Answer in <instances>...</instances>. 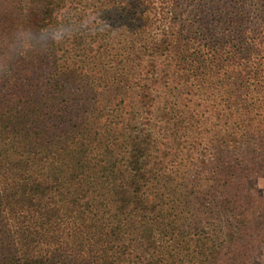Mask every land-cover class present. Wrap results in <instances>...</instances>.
<instances>
[{"label":"trees","instance_id":"obj_1","mask_svg":"<svg viewBox=\"0 0 264 264\" xmlns=\"http://www.w3.org/2000/svg\"><path fill=\"white\" fill-rule=\"evenodd\" d=\"M263 177L264 0H0V264H251Z\"/></svg>","mask_w":264,"mask_h":264},{"label":"rangeland","instance_id":"obj_2","mask_svg":"<svg viewBox=\"0 0 264 264\" xmlns=\"http://www.w3.org/2000/svg\"><path fill=\"white\" fill-rule=\"evenodd\" d=\"M259 183L260 184L258 185V190L260 192L263 203H262V208L260 209L261 215L258 221L264 227V177L260 179ZM255 257L256 259L251 264H264V244L262 245L260 251L258 250L255 252Z\"/></svg>","mask_w":264,"mask_h":264},{"label":"clouds","instance_id":"obj_3","mask_svg":"<svg viewBox=\"0 0 264 264\" xmlns=\"http://www.w3.org/2000/svg\"><path fill=\"white\" fill-rule=\"evenodd\" d=\"M67 32H68V29H64V28H61V29H59V30H55L54 31V35L56 36V37H59V36H61V35H65V34H67ZM42 35V34H41ZM23 39H25L24 37H21V40H23ZM28 40H29V42H31V37H28Z\"/></svg>","mask_w":264,"mask_h":264}]
</instances>
